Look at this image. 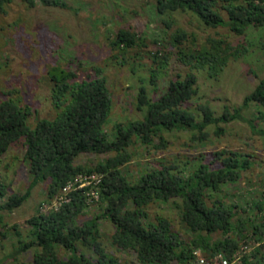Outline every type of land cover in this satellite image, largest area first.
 Here are the masks:
<instances>
[{
	"label": "trees",
	"instance_id": "1",
	"mask_svg": "<svg viewBox=\"0 0 264 264\" xmlns=\"http://www.w3.org/2000/svg\"><path fill=\"white\" fill-rule=\"evenodd\" d=\"M9 1L0 0V8ZM28 1L34 4L33 0ZM41 2L47 6L71 8L63 0ZM156 7L162 14L189 11L209 27L226 25L240 35L250 26H264V0H157ZM186 37L187 32L180 30L174 35L173 43ZM138 41L142 39L136 32L120 29L112 44L125 50ZM212 47V52L204 49L199 55L181 51L180 60L190 66V71L183 77L179 73L172 78L158 98H151L147 87L141 86L138 107L146 110L144 117L115 123L112 137L106 125L113 96L107 78L98 68L90 73L61 66L49 69L52 100L61 108L52 119L37 118L32 124L30 106L13 98L0 100V161L11 146L22 144L34 180L49 179L52 196L62 192L69 181L79 175L101 178L98 192L103 204L101 215L81 219L89 205V197L93 198V186L90 183L81 188L76 183L69 193V202H62L57 209L40 212L28 220L30 239H20V250L25 252L34 248L31 264H123L107 252L100 240L102 217L114 223L112 242L119 249L132 252V264H171L174 260L192 264L196 250L208 258L223 251L231 262L239 256L234 264H264V205L258 203L257 209L263 217L254 221L251 217H241L234 210L236 203L228 204L218 197L209 203L208 199L209 191H219L222 184L239 179L240 171L250 163L248 158L237 152L220 151L216 156L221 158V167L200 162L188 174L175 169V164L158 162L136 181L130 180L122 169L133 158L129 148L136 139L146 149L156 146V139L164 146L165 132L190 130L194 137L202 139L206 136L205 127L210 123L235 118L229 111L216 116L207 103H200L196 110L191 106L199 90L197 71L208 66L211 74H217L227 63L229 49L223 47L222 40H213ZM157 78L155 71L152 80ZM250 102L264 107V78L246 95L243 105ZM260 113L264 120V113ZM111 152L115 154L89 166L76 163L82 154ZM31 190L32 184L25 193H10L9 187L0 182V210L12 211L21 206L30 197ZM172 200L177 202L181 221L190 230L187 240L168 217L159 215L153 220L147 210L155 201L167 203ZM218 231L223 235L214 240L212 234ZM248 231L257 237V244L250 253L246 250ZM232 233L243 239L245 245L241 246ZM0 235L5 236V233L0 231ZM1 241L0 236V244ZM78 242L91 245L96 258L87 259ZM58 245L71 254L61 258Z\"/></svg>",
	"mask_w": 264,
	"mask_h": 264
},
{
	"label": "rangeland",
	"instance_id": "2",
	"mask_svg": "<svg viewBox=\"0 0 264 264\" xmlns=\"http://www.w3.org/2000/svg\"><path fill=\"white\" fill-rule=\"evenodd\" d=\"M63 1L71 8L47 6L41 0H33V5L28 0H10L0 8V100L13 98L30 106L32 124L37 118L52 119L61 108L52 100L49 69L61 66L87 73L98 68L107 78L113 96L106 125L112 137L115 123L144 117L146 110L138 107L141 86L147 87L151 98H158L172 78L179 73L183 77L190 71V66L180 60L181 51L195 55L204 49L212 52L213 40H222L223 47L229 49L227 63L217 74H211L208 66L197 71L199 90L191 106L196 110L200 103H207L216 116L229 111L235 118L210 123L202 139L194 137L190 130L165 132L164 146L156 139V146L149 149L136 139L129 148L133 158L122 169L132 181L158 162L175 164V169L188 174L200 162L221 167L217 152H237L249 159L248 167L240 171L237 181L222 184L219 191H209V203L222 198L228 204L236 203L234 210L241 217L262 219L263 213L257 205L259 202L264 205V120L260 113H264V107L256 102L243 103L246 95L264 78V26H250L240 35L226 25L209 27L189 11L159 13L157 0ZM223 13L226 15L225 11ZM120 29L136 32L142 41L125 50L117 48L112 41ZM180 30L186 31L187 37L174 44L173 37ZM155 71L158 78L153 81ZM114 154H82L76 163L89 166ZM24 155V146L14 144L0 161V182L9 187L10 193H25L32 184L31 195L21 206L12 211L0 210V231L5 233V236L0 235V264L32 263L34 248L20 250V239H30L28 220L54 209L65 195L60 191L50 195L49 179L34 180ZM100 179L82 181L79 178L81 188L90 183L93 186V198L89 197L81 219L88 220L103 212L98 197ZM147 210L153 220L165 215L182 238H189L190 230L181 221L177 202L155 201ZM99 226L100 240L107 252L123 264H132V252L119 249L112 242L115 225L111 219L102 217ZM248 232L246 250L249 251L257 244V237ZM222 235V231H218L212 238L215 240ZM231 235L241 246L245 245L235 233ZM78 247L87 259L96 258L91 245L78 242ZM58 254L67 258L71 253L58 245ZM171 264L184 263L174 260Z\"/></svg>",
	"mask_w": 264,
	"mask_h": 264
},
{
	"label": "built area",
	"instance_id": "3",
	"mask_svg": "<svg viewBox=\"0 0 264 264\" xmlns=\"http://www.w3.org/2000/svg\"><path fill=\"white\" fill-rule=\"evenodd\" d=\"M96 177H99V176L98 175H85V176L79 175L74 181H69V183L62 190V193H64L65 195L59 200V204H57L54 209H57L58 206H60V204L62 202H69L70 201L69 193L73 189V186L76 183H78L79 178H82V181H87L85 179H90V181H92ZM79 186L81 187L82 184H79ZM194 256H195V264H234V263H237V261L239 260V256H236L235 260L233 262H231L226 257V255L223 251H219L214 255V257L208 258L200 250H196L194 252Z\"/></svg>",
	"mask_w": 264,
	"mask_h": 264
}]
</instances>
